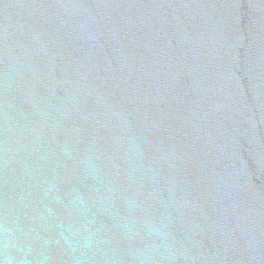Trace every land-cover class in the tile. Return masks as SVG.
<instances>
[{"label":"water","instance_id":"1","mask_svg":"<svg viewBox=\"0 0 264 264\" xmlns=\"http://www.w3.org/2000/svg\"><path fill=\"white\" fill-rule=\"evenodd\" d=\"M0 264H264V0H0Z\"/></svg>","mask_w":264,"mask_h":264}]
</instances>
